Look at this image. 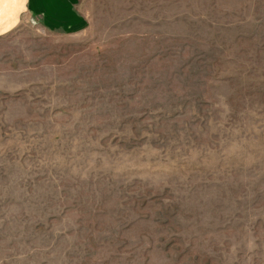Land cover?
Listing matches in <instances>:
<instances>
[{
  "label": "rangeland",
  "instance_id": "374dc122",
  "mask_svg": "<svg viewBox=\"0 0 264 264\" xmlns=\"http://www.w3.org/2000/svg\"><path fill=\"white\" fill-rule=\"evenodd\" d=\"M0 38V264H264V0H78Z\"/></svg>",
  "mask_w": 264,
  "mask_h": 264
},
{
  "label": "crops",
  "instance_id": "0c3cea01",
  "mask_svg": "<svg viewBox=\"0 0 264 264\" xmlns=\"http://www.w3.org/2000/svg\"><path fill=\"white\" fill-rule=\"evenodd\" d=\"M78 0H0V38H5L23 22L36 19L50 31L68 30L81 23L76 17Z\"/></svg>",
  "mask_w": 264,
  "mask_h": 264
}]
</instances>
